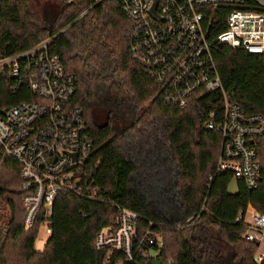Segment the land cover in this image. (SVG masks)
Returning <instances> with one entry per match:
<instances>
[{"label": "trees", "instance_id": "obj_1", "mask_svg": "<svg viewBox=\"0 0 264 264\" xmlns=\"http://www.w3.org/2000/svg\"><path fill=\"white\" fill-rule=\"evenodd\" d=\"M47 5L55 13L49 24L34 10L32 0L1 1L0 57L51 38L50 51L76 77L71 105L83 111L94 139L84 171L99 188V196L61 192L53 205L51 233L37 251L40 220L24 226L20 164L4 159L0 264H103L106 259L109 264H153L154 259L160 264H212L217 257L216 263L223 264L224 258L217 256L222 245L230 249L236 264H264L253 259L257 244L242 238L246 225L235 220L248 208L264 215V134L256 146L261 164L257 189H248L231 172L216 170L224 99L246 113L264 116V54L213 45L222 89L194 95L179 108L159 98L154 81L132 59L125 37L129 22L117 0H51ZM241 8L260 10L255 0H245ZM205 10L211 40L224 31L229 8L218 7L213 14L212 8ZM33 99L24 82L10 80L0 88V106ZM209 121L213 128L207 127ZM162 176L173 180L170 198L159 185ZM233 178L237 190L230 193ZM166 206L172 214L165 215ZM118 208L139 215V236L158 232L162 244L140 245L129 262L121 252L97 250L95 237L114 223ZM188 218L196 220L176 228Z\"/></svg>", "mask_w": 264, "mask_h": 264}, {"label": "built area", "instance_id": "obj_2", "mask_svg": "<svg viewBox=\"0 0 264 264\" xmlns=\"http://www.w3.org/2000/svg\"><path fill=\"white\" fill-rule=\"evenodd\" d=\"M117 1L129 22L125 31L129 53L146 70L158 88L159 98L168 105L184 108L194 95L222 89L211 54L213 45L264 54V0H255L259 11L243 10L245 0ZM222 6L229 8L225 29L208 40L211 24L205 23V9L212 8L213 14ZM50 42L48 38L0 57V88L10 80L24 82L34 98L0 106V165L6 158L20 164L24 226L30 228L39 219L40 228L47 234L51 233L53 205L61 192L89 199L99 196V188L84 171L86 158L94 150V139L83 111L71 105L76 77L65 70L59 55L50 51ZM15 87L16 83L11 89ZM218 126L216 170L231 172L241 177L248 189H257L261 164L256 146L264 134V116L246 113L225 98L223 121ZM207 127L213 128V122L209 121ZM235 220L246 225L242 238L263 248L254 255L256 262H263L264 215L248 208ZM138 221L137 213L118 208L114 223L97 233L95 248L121 252L129 262L140 245H161L158 232L137 234ZM192 221L188 218L186 224L177 223L176 228ZM103 264H109V260Z\"/></svg>", "mask_w": 264, "mask_h": 264}, {"label": "rangeland", "instance_id": "obj_3", "mask_svg": "<svg viewBox=\"0 0 264 264\" xmlns=\"http://www.w3.org/2000/svg\"><path fill=\"white\" fill-rule=\"evenodd\" d=\"M49 2L51 3V0H32L33 8H34L35 11L38 12L40 17H42V20L44 21V19L47 18L48 22H51V21H53V19L55 17V15H54L55 13L53 12L51 5H47V3H49ZM44 6H46V7L49 6V7H47V12L43 10ZM171 169H172V172L174 173V166H172ZM160 179H162L161 182L159 183V185L161 187V190L165 191L164 193H165L167 198H170V196H171L170 194L171 193L170 194H167V193L168 192H174V188L172 187V183H173L172 178H168L166 176H162ZM165 180H167V181H165ZM228 190H229L230 193L236 192L237 183H236V179L235 178H233L231 180V182L229 183ZM171 210H172L171 207L166 206L164 208L163 212L165 213V215H167L168 212H170ZM192 220H193L192 223H194L196 218H192ZM48 237H49V234L45 233L44 229L40 228L39 231H38L37 238H36L35 243H34V247H35V249L37 251H41L43 249V246H44L45 242L47 241ZM221 247L222 248L218 252L217 256L220 255L221 257L224 258V260L226 262H224L223 264H227V263L228 264L229 263L230 264H236V262H234L231 259L230 249L226 245H222ZM262 250H263V248L260 247V248L257 249V252H261ZM214 260H216V261H214ZM217 261L218 262L220 261L219 257L214 258L213 259V263L221 264V263H216Z\"/></svg>", "mask_w": 264, "mask_h": 264}, {"label": "water", "instance_id": "obj_4", "mask_svg": "<svg viewBox=\"0 0 264 264\" xmlns=\"http://www.w3.org/2000/svg\"><path fill=\"white\" fill-rule=\"evenodd\" d=\"M151 13H152V15H154V9H152ZM154 16H155V15H154ZM44 22H45L46 24H49L47 18L44 19ZM217 130L220 131V130H221V126H218V127H217ZM253 259H254V258H253ZM254 260H255V259H254ZM152 262H153V264H160V261L157 260V259H154Z\"/></svg>", "mask_w": 264, "mask_h": 264}, {"label": "crops", "instance_id": "obj_5", "mask_svg": "<svg viewBox=\"0 0 264 264\" xmlns=\"http://www.w3.org/2000/svg\"><path fill=\"white\" fill-rule=\"evenodd\" d=\"M169 214H172V211L168 212V214H167V215H169Z\"/></svg>", "mask_w": 264, "mask_h": 264}]
</instances>
